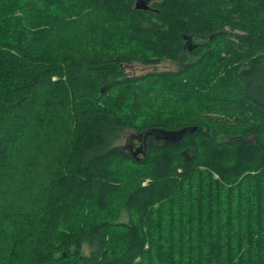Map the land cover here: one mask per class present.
<instances>
[{
    "label": "trees",
    "instance_id": "obj_1",
    "mask_svg": "<svg viewBox=\"0 0 264 264\" xmlns=\"http://www.w3.org/2000/svg\"><path fill=\"white\" fill-rule=\"evenodd\" d=\"M150 6L0 0V264H264V0Z\"/></svg>",
    "mask_w": 264,
    "mask_h": 264
},
{
    "label": "rangeland",
    "instance_id": "obj_2",
    "mask_svg": "<svg viewBox=\"0 0 264 264\" xmlns=\"http://www.w3.org/2000/svg\"><path fill=\"white\" fill-rule=\"evenodd\" d=\"M177 64L175 63H170L168 61H163L159 64L155 65H145L141 63H134L131 65H127L125 67V72L130 75H140V74H145L147 72H152V71H163V70H175L177 69ZM135 132L132 129H125L120 133V138L117 141L118 145H126V143L132 139H134Z\"/></svg>",
    "mask_w": 264,
    "mask_h": 264
},
{
    "label": "water",
    "instance_id": "obj_3",
    "mask_svg": "<svg viewBox=\"0 0 264 264\" xmlns=\"http://www.w3.org/2000/svg\"><path fill=\"white\" fill-rule=\"evenodd\" d=\"M152 1L153 0H134V8L135 9H144V10L151 9L150 4ZM187 39L191 40V38H189V37ZM195 129H196V127H193L191 130L194 131ZM185 131H186L185 129L179 130V132H177L179 134V137H181ZM171 138L174 139L175 138L174 135H172ZM140 149H141V147H140Z\"/></svg>",
    "mask_w": 264,
    "mask_h": 264
},
{
    "label": "flooded vegetation",
    "instance_id": "obj_4",
    "mask_svg": "<svg viewBox=\"0 0 264 264\" xmlns=\"http://www.w3.org/2000/svg\"><path fill=\"white\" fill-rule=\"evenodd\" d=\"M141 146H142V141L140 140V138L135 137L134 139L129 141V145L127 147H129V150L131 151L133 156L141 157L144 153L143 148L140 149Z\"/></svg>",
    "mask_w": 264,
    "mask_h": 264
}]
</instances>
